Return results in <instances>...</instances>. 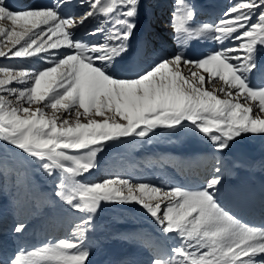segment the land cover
<instances>
[{"label": "snow or ice", "instance_id": "obj_1", "mask_svg": "<svg viewBox=\"0 0 264 264\" xmlns=\"http://www.w3.org/2000/svg\"><path fill=\"white\" fill-rule=\"evenodd\" d=\"M71 3L14 8L0 0V57L46 62L35 70L0 67V161L6 166L8 153L19 150L57 178L53 199L17 170L18 201L42 215L48 205L70 220L64 238L0 264H91L89 234L102 205L129 203L155 220L165 240L177 241L164 247L145 237L150 264H264V224L242 221L219 198L220 160L197 190L120 176L81 179L98 169L106 149L150 139L156 129L190 127L219 152L242 134H264V0H235L215 24H195L191 0H176L178 48L201 39L220 47L195 60L177 50L132 75L121 66L131 55L142 0H84L88 10L79 16L63 12ZM89 18L99 22L88 35H102L103 43L76 38ZM26 230L24 222L13 228L21 236Z\"/></svg>", "mask_w": 264, "mask_h": 264}, {"label": "bare ground", "instance_id": "obj_2", "mask_svg": "<svg viewBox=\"0 0 264 264\" xmlns=\"http://www.w3.org/2000/svg\"><path fill=\"white\" fill-rule=\"evenodd\" d=\"M47 2L48 0H10L9 4L14 8H22L32 4H48ZM76 2H73V6L70 5L71 10L69 8L63 12L72 15L79 11L75 7ZM234 2L235 0H191L196 13L195 24H215ZM175 7L176 0H142L137 29L131 41V55L121 66L123 74L132 75L142 71L154 60L170 57L177 50H182L186 57L195 60L220 47L211 39H201L179 49L172 28ZM164 22L168 23L164 25ZM84 23L75 29L77 39L90 43L104 42L102 35H88L97 27L95 23ZM162 25L164 26L161 27ZM261 59L264 62V55ZM38 62L46 64L45 60L37 61L36 58L35 67ZM257 135L254 142H245L242 136L236 138L230 142L229 152L212 149V143L205 145L206 142L201 143L200 137L188 139L183 143L185 147H171L172 149L163 148L165 146H144L142 150L135 151L125 144H116L115 149L101 159L99 170L89 180L120 176L160 187L180 186L197 190L213 174L214 162L220 160L223 174L218 195L221 202L242 221L255 225L264 224V191L261 189L264 181V134ZM28 180L55 199L50 193L55 185L50 178L45 179L34 166L31 167ZM107 205L112 213H116L110 219L103 218L99 212L96 216L93 235L88 241L92 252L91 264H150L154 252L142 243L145 237H151L164 247L177 243L172 239L165 240L155 220L141 206L135 203ZM35 213L37 212L19 203L18 191H11V180L3 182L0 177V259H6L19 250L30 251L66 236L70 220L63 212L49 210L43 222H39V218H33ZM18 222L27 225L22 236L13 231Z\"/></svg>", "mask_w": 264, "mask_h": 264}, {"label": "rangeland", "instance_id": "obj_3", "mask_svg": "<svg viewBox=\"0 0 264 264\" xmlns=\"http://www.w3.org/2000/svg\"><path fill=\"white\" fill-rule=\"evenodd\" d=\"M72 1L73 2H76V0H72ZM7 2L9 3L10 0H7ZM48 2L50 3V2H52V0H48ZM73 2L71 3L72 6L74 4ZM76 3L77 4H76L75 7L76 8H79L80 10L77 11V12L75 11V14H72V15L79 16V14L84 13L85 11L88 10L87 4L84 3V0H77ZM148 3L150 4L151 1L148 2ZM148 3H147V5H148ZM68 9L71 10V6L70 7H66V9L64 8L63 11L65 12ZM94 20H96V21H94ZM98 21H99V18H96V19H93V20H92V18H89L88 20L85 21L86 24L85 23L84 24L85 25H88V24L90 25L93 22L97 26V24H98L97 22ZM166 23H168V22H164L163 24L166 25ZM164 25H162L161 27H163ZM0 39H2V38H0ZM99 43H103V42H99ZM38 60H43V59H37V61ZM34 62H36V58L35 57L34 58H30V59H24V58H11V59H7V58L0 57V67H8V68L16 69V70H19L21 68L35 70V69H40V68L46 67V64L43 65V64H41L39 62L37 63V66L35 67ZM14 86L19 87L18 85H14ZM208 87H210V86H208ZM5 95H7V94L5 93ZM49 113L51 114V110H49ZM61 115H63V113H61ZM257 136H258L257 134H242V137L244 138L245 142H254V140H256V137ZM198 137L202 138V140L199 139L201 141V143L206 142L205 145L206 144H209V143L211 144V141H209L208 139H206L205 137H203L202 134H198V133L192 132V130H191L190 127L185 128V129H182V130H179V131H172V132L167 131V130H164V129H156L154 131V133H151L150 134V139L149 138H145V140H139V139H137L135 141H132L131 138H128V140L130 142H127V143H124V144L127 145L129 148L135 150V151H138L140 149L142 150L144 146H146V147H148V146L149 147H153V146H155V147L165 146L163 148H171V147L178 148L179 146L185 147L183 143L185 141H187L188 139L198 138ZM115 146L106 149L104 152H102L101 154L98 155V165L100 164L101 159H103L109 152H111V151H113L115 149ZM211 147H212V149L214 148L213 145H211ZM229 149H231V146L228 149H226L225 151L226 152H229ZM27 159H31V158H27ZM27 159H25L23 157V155L20 153L19 150H15V154L8 153V159H7V165L6 166L3 163V161H0V177H1V179H2L3 182L5 180H7V181H10L11 180V191H14V190L18 191V187H17V170L20 173L24 174L27 177V179H28V175L31 172V167L32 166H34L36 168V170L39 173H41L42 176L45 179L50 178L52 184H54V180L57 179V178L46 176L43 173L42 169H39L34 162L33 163H28L27 162ZM9 169H12V171H9ZM97 170H99V167H98ZM91 175H88L85 178H81V179H85L86 182H91L89 180V178H90ZM6 176H8L7 177L8 179H6ZM53 189H54V187L51 190H53ZM50 193L52 195L53 194V191H51ZM106 210H108V211H106ZM119 210L120 211H123L122 209H119ZM45 212L47 214L49 213V206L48 205H45ZM99 213L101 214V216L103 218H109L110 219L112 216H114V214L116 212H113L112 213L110 211L109 205L103 204L102 205V209L99 211ZM47 214H43L42 215L41 213H35V216H33V218H37V219L39 218V220H40L39 222H43V221H45V218H46ZM92 235H93V232H91L89 234V240L92 238Z\"/></svg>", "mask_w": 264, "mask_h": 264}]
</instances>
